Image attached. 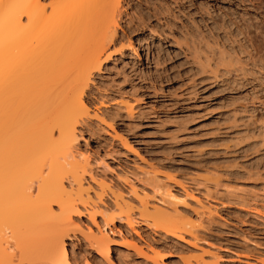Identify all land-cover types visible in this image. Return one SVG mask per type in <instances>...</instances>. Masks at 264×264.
<instances>
[{
  "label": "bare ground",
  "instance_id": "1",
  "mask_svg": "<svg viewBox=\"0 0 264 264\" xmlns=\"http://www.w3.org/2000/svg\"><path fill=\"white\" fill-rule=\"evenodd\" d=\"M121 1L0 0V264H73L63 236L79 226L81 215L96 225L88 229V243L104 255L106 229L113 232L118 220L133 230L142 223L192 246L183 264H218L214 250L197 243L213 210L204 193L146 163H135L142 182L132 171L113 172L104 156H91L78 145L82 130L98 131L106 154L130 152L142 159L114 117L120 111L130 118L140 96L112 79L113 91L100 90L102 67L113 52L127 49L137 56L138 45L118 26ZM236 32L240 36L229 51L219 49L217 62L242 72L248 61L264 69L263 39ZM205 36L203 44L209 45ZM197 54L192 56L198 68L210 69L208 56ZM183 199L194 203L193 216L178 213ZM131 242L145 259L166 264L153 246ZM245 264H264V256Z\"/></svg>",
  "mask_w": 264,
  "mask_h": 264
},
{
  "label": "rangeland",
  "instance_id": "2",
  "mask_svg": "<svg viewBox=\"0 0 264 264\" xmlns=\"http://www.w3.org/2000/svg\"><path fill=\"white\" fill-rule=\"evenodd\" d=\"M120 8L118 26L138 45L139 57L127 49L113 52L102 67L100 90L113 91L112 79L123 91L140 96L132 119L120 111L114 117L142 159L130 152L106 154L98 131L82 130L80 149L104 156L113 172L132 171L140 179L137 166L146 163L204 193L213 210L200 226L197 243L214 250L218 264H245L264 256V69L248 61L242 72L217 62L221 48L229 51L240 36L236 29L264 41V0H122ZM204 33L209 45L203 44ZM193 47L200 52L194 49L195 55L208 56L210 69L198 68ZM192 203L183 199L177 212L193 216ZM112 224L113 232L106 229L110 241L104 255L88 243L96 225L81 215L79 226L63 236L70 262L154 264L128 246L132 240L153 246L166 264H183L194 252L142 223L134 224V230L118 220Z\"/></svg>",
  "mask_w": 264,
  "mask_h": 264
}]
</instances>
